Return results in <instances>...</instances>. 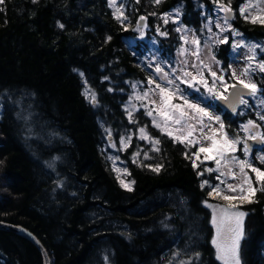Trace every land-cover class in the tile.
I'll use <instances>...</instances> for the list:
<instances>
[{"label":"trees","instance_id":"1","mask_svg":"<svg viewBox=\"0 0 264 264\" xmlns=\"http://www.w3.org/2000/svg\"><path fill=\"white\" fill-rule=\"evenodd\" d=\"M244 1L231 0L238 16L234 25L247 40L264 44V25L238 12ZM179 5L183 20L199 29L204 21L201 7L211 10L217 3H0V222L30 231L51 264H222L212 244V211L204 204L214 200L208 195L211 189L201 187L205 180L214 181V173L198 174L206 168L193 155L199 145L174 142L153 126L144 109L133 113L130 122L125 108L131 84L148 82L150 72L143 61L148 40H156L170 62L186 45L176 23L167 18ZM117 8L126 20L116 18ZM141 16L150 27L144 38V28L138 27ZM213 52L229 70L231 43H217ZM254 77L264 95V72ZM86 89L95 94V102L85 97ZM217 109L227 132L239 135L248 117ZM251 118L264 132L263 122L254 113ZM141 127L160 140L159 151L140 139ZM106 129L119 146L122 137H131L129 146L119 150L128 179L135 181L131 191L121 186L108 158ZM136 152L140 155L133 162ZM144 153L151 158L145 159ZM256 156L251 162L264 170ZM193 160L198 167L193 168ZM147 165L162 167L156 172ZM251 176L257 187L255 174ZM251 200L240 206L247 213L241 263L264 264V192L256 191ZM0 264L45 261L32 242L0 230Z\"/></svg>","mask_w":264,"mask_h":264},{"label":"snow or ice","instance_id":"2","mask_svg":"<svg viewBox=\"0 0 264 264\" xmlns=\"http://www.w3.org/2000/svg\"><path fill=\"white\" fill-rule=\"evenodd\" d=\"M3 0H0L2 3ZM35 2V0H34ZM116 0H109L110 6H115ZM139 2V0H137ZM155 3L159 4L160 0H154ZM217 3L220 11L225 13L224 16V25L217 24V27L220 28V32L231 31L234 36H241L242 34L237 31V29L233 28L229 23V18L232 16V8H231V0H229L228 4H223L220 0H214ZM255 10V14L252 10ZM178 11V10H177ZM238 11L241 16L244 17L245 20L250 21L253 24H261L264 25V0H246L241 6H239ZM116 18L118 20L127 19V17L123 16V12L120 8L116 9ZM146 18L141 16L140 21H144ZM165 23H167V18H164ZM63 27V25H61ZM139 27V22H138ZM146 27V25H145ZM159 31V29H157ZM176 31H181V29H176ZM161 35H167L166 32H162ZM217 35V43H228V37H223V39L219 38ZM108 39H111L109 37ZM181 39L187 41V38L182 36ZM193 45H196V50L193 52V55L196 56V59L199 60V40L197 38H193L191 40ZM205 47H208V44L205 43ZM239 47H248L249 55L246 59L248 63L246 66L241 69L239 74L235 69L232 70V78L234 79V83H226L223 75H217L216 71H212L211 65L204 64L203 61H200L199 64H192L191 67L196 69V74L193 75L192 72L187 71L186 68L180 69L181 75H175L177 69H171V74L169 72H165L164 68L157 64L154 72L156 76L159 78L160 82H157L156 79L149 77L148 84L155 85V88L149 87L147 91H144L142 94H137L136 99L143 101L149 97L150 93H155L159 96V103L156 105L155 109H147L146 114L148 116H152L153 126L160 129L162 133H166L169 137L173 138L174 142H179L185 144L186 147L201 144L202 140L210 141L207 147L200 146L197 152L193 153V155L199 159L200 153H204L203 160L200 163H204V161H214L216 164V168H205L202 172L198 173L199 175H203L204 172H218L219 175L216 177L220 182L215 185L209 184L207 180L203 181L201 187L208 186L211 191L208 192L209 196H216L219 199L227 201L226 205L220 204H211L208 201H204L206 207L212 209V219L211 223L213 227L216 229V235L212 239V244L216 248L217 259L222 261V264H241L240 261V241L244 237V229H243V218L247 215V213L240 211L237 203L233 201H240V203L244 202H253L251 200V196L255 194L256 191L264 192V170H261L259 167L254 166L251 160L247 159L251 152L252 146L248 143V141H258L264 143V132L253 131L258 129L260 126L256 124L253 120H248L246 124L241 125V129L247 135L244 138L240 136L229 137L228 132L225 131V125L220 120L219 116H213L206 108L201 107L197 103L189 102L187 96L183 95V89L180 88V83L186 84L188 88H195L196 91H199V87L197 85H203L206 91L213 95L215 98L228 100V96H224L222 94L217 93V81H219L220 85L223 87L224 91L227 92L229 89H232V96L239 104L247 105L248 101L243 97L245 95L255 97L257 92L259 91L257 84L252 82L251 74L254 73L257 69L260 72H264V60H260L256 63L255 67H253L252 62L256 59L255 49L258 45H245L243 40L236 42L233 45V48ZM187 50L183 47L179 50L181 55ZM264 51V49H262ZM213 61L216 64H219V61H215L213 57ZM184 65H187V61L182 62ZM203 65V67H201ZM151 67V65H149ZM203 68H207L212 79V84L209 86L208 81L204 78ZM241 77H244L243 79ZM179 81L180 83H177ZM136 85H133L135 88ZM85 97L89 98L92 102H95L96 97L94 93H91L90 90H85ZM180 94V98L183 99L184 104H175L173 103V98ZM153 104H156V101H151ZM261 106H264V100L260 101ZM134 107V106H133ZM145 107H147L145 105ZM233 110H235V106L233 105ZM156 112V116L153 115V112ZM130 122H132V112L129 111ZM157 116L160 119H157ZM260 120H264V115H259ZM205 118L209 121L208 124L205 123ZM215 120L219 124V128H212L210 126V122ZM195 123H192V122ZM179 125V127H175ZM197 125H199L200 137L197 138L194 136V133L197 132ZM205 128H208L209 131L205 132ZM109 138L111 139V132L109 130ZM140 139L148 140L152 144L153 151H159L158 145L160 144V140L153 139L149 136L146 128H140ZM219 136V139L217 138ZM191 137V139H189ZM131 137L129 136L127 139L121 138L120 144L122 148H127L130 144ZM243 144V153L246 158L241 159L235 155L238 148L237 146ZM115 147L113 143L111 145ZM140 155L139 152L134 153V160L136 162L135 157ZM185 157H188V154L185 153ZM110 160L118 159V157H108ZM145 159H150L147 153H144ZM262 164H264V155L257 157ZM152 168L153 171L159 172L162 165H147ZM193 168L198 167L195 160H193ZM238 169L237 171H234ZM114 170L119 173L121 169L114 168ZM255 174V182L257 187L253 186V178L249 175V171ZM125 173H127V169H123ZM120 179V177H117ZM239 179V183H229V180H237ZM121 186L125 187L127 190L131 191V184H134L135 181H131L129 183H124L121 179ZM231 193V194H226ZM199 256V254H197ZM107 259V257H105ZM181 264H187V262H181Z\"/></svg>","mask_w":264,"mask_h":264},{"label":"rangeland","instance_id":"3","mask_svg":"<svg viewBox=\"0 0 264 264\" xmlns=\"http://www.w3.org/2000/svg\"><path fill=\"white\" fill-rule=\"evenodd\" d=\"M245 2H246V0L243 3H245ZM115 6L116 7L121 6V0H116ZM209 11H211V12H209ZM232 11L235 12V18L237 19L238 16H237L236 11L233 8H232ZM252 11L255 14V10L253 9ZM202 15L204 16V21L202 23V26H201V28L196 29V28L184 23L182 9L177 7V8H174L169 13L167 18H170L171 21L176 23L177 29H181V31H179L181 37L184 36L187 38L188 42H186L184 40L186 45L183 47L187 51L184 53V55H181L180 52H178L175 59L173 60V62H170L163 57V55L159 49V45H158L157 41L156 40H148L149 41V48L147 49V53L145 54L143 61H144L145 65L148 67V70L150 72L149 77H152L153 79H156L157 82H160L159 78L156 76V74L154 72V69H155L157 64H160V66L164 68V71L169 72L170 74H171V69L174 68V69H177L175 75H181L180 69L186 68L187 71H190L193 73V75H195L196 69L192 68L191 65L194 63L199 64L200 61H203L204 64L211 65L212 71H216L218 76L223 75L226 83H229V84L234 83L235 81L232 78V70L235 69L236 72L239 74L241 69H243L246 66V64L248 63L246 58L249 55H251V53L248 50V47H239V48H235V50H234L233 45L236 42L241 41V40H243V43L245 45H258V47L255 49L256 59L252 62L253 67H255V65L258 61L264 60V51H262V49H264V44L262 42L247 40L244 37L243 33L235 27L234 22L229 21V23L232 25V27L237 29V31L242 34L241 36L232 35L230 30L225 31V32H220V28L217 27V24H220L222 26L224 25V19L223 18L225 16V13L223 11H220L218 5L214 6L211 10L203 8ZM241 17H243V16H241ZM145 25H146V27H145ZM141 28H144V31H141V34H142L141 36H143V38H144V36L146 34L145 30L150 29V27L147 24L146 19H145V24ZM214 34H218L220 39H223V37H225V36L228 37V42L231 43L232 54H231V64L229 65V70H224L222 68V65L220 62H219V64H216L213 61V57L215 58V61H219L213 52L214 45L217 44V42H216L217 41V35H214ZM193 38H197L199 40V49H200V51H199L200 59L199 60H197L196 56L193 55V52L196 50V45H193L191 43V40ZM205 43L208 44V47L204 46ZM185 60L187 61V65H184L182 63ZM149 65H151V67ZM201 67H203V65H201ZM258 72H259V70L257 69L254 73L251 74L252 82H254L256 84H257V82H256L254 76ZM203 75H204V78L208 81L209 86H211L213 78L211 77L207 68H203ZM241 78L243 79L244 77H241ZM177 83H180V82L177 81ZM133 85H136V87L133 88ZM149 87L155 88V85L150 86L148 84V82H137V81H135L131 84V91L128 93L129 97L125 103V108L128 111V113H129V111H131L133 114L140 109H144L145 111H147V109H155L156 108V105L159 103V96L156 95L155 93H150L149 97L147 99H144L143 101L135 98L137 94H142L144 91H147ZM197 87H199V89H200L199 91H196L195 88H188V86L186 84L180 83V88L184 90L183 95L187 96L189 102L197 103L201 107L206 108L213 116H219L220 120L224 123L223 116L221 113L222 111L220 112L217 109V105H216V101L218 98H215L213 95H210L206 91V89L203 87V85H197ZM257 87L259 89L258 84H257ZM216 91H217V93L226 96L227 92L229 90L227 92H225L223 87L220 85L219 81H217ZM260 91H261V89H259V91L257 92L255 97H250L247 99V101H248L247 105L243 104V107H242L243 110L240 112V116H247L248 119L243 121L238 128V130L240 131L238 136H240L241 138H244L247 135L246 133H244L242 131L241 125L246 124L248 120H253L256 124H258L260 126L258 129L253 130L254 132L255 131L263 132L262 125L258 121H255L253 118H251V114H253V113H254V115H256L258 117V119H259L258 114L264 115V106H261V104H260V101L264 100V95H262L260 93ZM151 101H156V104H153ZM172 102L175 104H180V105L184 104L183 99L180 98V94H177L173 98ZM145 105L147 107H145ZM153 115L154 116L157 115L155 111L153 112ZM150 117L153 120V117L152 116H150ZM157 119H160V117L157 116ZM260 121L263 122V124H264V120H260ZM192 123H195V122L193 121ZM205 123L206 124L209 123L207 118H205ZM210 126L212 128H219V124L215 120L210 122ZM175 127H179V125H177ZM198 129H199V125H197V132L194 133V136H196L197 138L200 137V132ZM204 131L208 132L209 129L205 128ZM225 131L227 132L226 128H225ZM228 134H229V137H233V135H231L230 133H228ZM138 136H140V132H138ZM149 136L152 137L151 135H149ZM127 138L128 137H126L125 139H127ZM217 138L219 139V136ZM189 139H191V137H189ZM146 141H147V143L151 144L150 141H148V140H146ZM113 143L115 144V147L111 146ZM209 143H210V141L202 140L201 144H198V145H199V147L200 146L207 147V145ZM237 148H238V150L235 153V155L241 159L246 158L244 156V153H243V144L238 145ZM120 149H124V148H122L121 145L119 146L117 144V141L112 139V140H110V142L108 143V145L106 147V152L108 153L109 157L110 156L111 157H118V159L115 160V163H113V160H110V161H111L114 168L121 169V171L118 173L120 180L122 179L124 181V183L127 184L130 182V180L128 179V172L125 173L123 171V169H127V168H126L125 164L123 163V161L121 160V157L119 155ZM254 154L257 155L256 157L264 155V148L258 149L254 153H250L249 156L247 157V159H249V160L255 159V157H253ZM203 157H204V153H200L198 160H200V161L203 160ZM209 162H211V161H204V163L206 164V168H216V164L214 161H213L214 162L213 165H210ZM234 171L238 172V169L234 168ZM213 173H214V181H210L209 183H212L213 185H215V184H218L220 182L219 180L216 179V177L219 175V173L215 172V171ZM249 175L251 176L250 171H249ZM228 182L229 183H239V179H237L235 181L229 180ZM226 194H231V193H226ZM211 198L214 200V202L211 204H214V205L215 204H220V205H226L227 204V201L219 199L218 197H216L214 195L211 196ZM233 202L238 204L239 210L241 211L240 206H242L243 203H240V201H233ZM211 211H212V209H211ZM243 229H244V218H243ZM215 231H216V229H215ZM215 235H216V232H215ZM240 243H241V241H240ZM239 253H240V251H239ZM219 261L222 263L221 260H219ZM240 261H241V258H240ZM107 264H110V263H107Z\"/></svg>","mask_w":264,"mask_h":264},{"label":"water","instance_id":"4","mask_svg":"<svg viewBox=\"0 0 264 264\" xmlns=\"http://www.w3.org/2000/svg\"><path fill=\"white\" fill-rule=\"evenodd\" d=\"M229 21L234 22L235 21V13L232 11V16L229 18ZM140 26H143L145 24L144 21H140ZM232 89H229L227 96L229 97L228 100L218 99L217 105L225 110L227 113H229L232 116L238 115L240 110L243 107V104H239L235 98L232 96ZM251 96L245 95L243 98H249ZM233 105L235 106V110H233ZM112 140V138L110 139ZM248 143L252 146L251 152H254L255 150L262 148L264 146V143L258 142V141H248ZM0 230H6L16 233L17 235L26 238L30 242H32L35 246H37L40 251L43 254L45 264H51L49 255L44 248L43 244L27 229L20 227V226H13L6 223L0 222Z\"/></svg>","mask_w":264,"mask_h":264},{"label":"flooded vegetation","instance_id":"5","mask_svg":"<svg viewBox=\"0 0 264 264\" xmlns=\"http://www.w3.org/2000/svg\"><path fill=\"white\" fill-rule=\"evenodd\" d=\"M185 23V22H184ZM186 24V23H185Z\"/></svg>","mask_w":264,"mask_h":264}]
</instances>
